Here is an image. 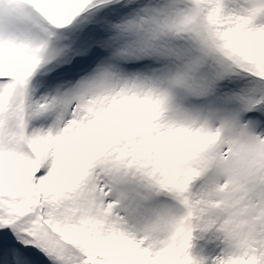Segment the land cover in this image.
Masks as SVG:
<instances>
[{
	"label": "snow or ice",
	"instance_id": "obj_1",
	"mask_svg": "<svg viewBox=\"0 0 264 264\" xmlns=\"http://www.w3.org/2000/svg\"><path fill=\"white\" fill-rule=\"evenodd\" d=\"M0 264H264V0H0Z\"/></svg>",
	"mask_w": 264,
	"mask_h": 264
}]
</instances>
